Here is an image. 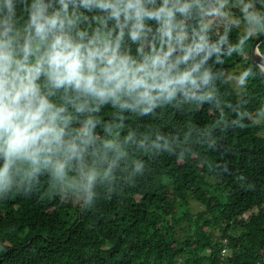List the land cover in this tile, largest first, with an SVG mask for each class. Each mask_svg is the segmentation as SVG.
Masks as SVG:
<instances>
[{"label":"clouds","instance_id":"clouds-1","mask_svg":"<svg viewBox=\"0 0 264 264\" xmlns=\"http://www.w3.org/2000/svg\"><path fill=\"white\" fill-rule=\"evenodd\" d=\"M258 3L0 0V191L18 194L41 176L55 178L82 191L91 207L101 186L113 193L120 180L134 185L145 174V161L135 153L172 149L158 133L152 140V133L125 132L126 121L213 101L223 120L221 69L206 65L214 55L219 65L234 52L240 55L251 33L247 27L238 31L237 43L223 51L227 34L210 44L208 18L238 8L237 30L252 22L264 29V6ZM256 70L264 75V62ZM257 72L243 68L232 82L245 89ZM246 103L225 104L236 112L237 127H244ZM105 109L112 112L109 118ZM117 170L127 174L118 180Z\"/></svg>","mask_w":264,"mask_h":264},{"label":"trees","instance_id":"trees-1","mask_svg":"<svg viewBox=\"0 0 264 264\" xmlns=\"http://www.w3.org/2000/svg\"><path fill=\"white\" fill-rule=\"evenodd\" d=\"M262 6L259 0L256 7ZM238 31L243 33L231 23L211 26L209 43L227 34L222 48L227 51ZM263 31L249 36L240 55L234 52L223 65L213 64L214 55L206 65L221 69L223 120L213 101L169 106L126 121L125 132L152 133V140L158 133L160 143L166 140L172 149L135 153L145 161V174L134 185L120 180L127 173L117 170L115 192L101 186L91 207L82 191L55 178L41 176L18 194L0 191V264H264V113H257L264 108V75L252 57ZM260 48L264 54V43ZM239 66L257 72L241 95L230 79ZM241 101L248 114L244 127H237L236 112L225 104L238 107ZM77 194L84 196L81 208ZM192 200L204 211L193 213Z\"/></svg>","mask_w":264,"mask_h":264},{"label":"rangeland","instance_id":"rangeland-1","mask_svg":"<svg viewBox=\"0 0 264 264\" xmlns=\"http://www.w3.org/2000/svg\"><path fill=\"white\" fill-rule=\"evenodd\" d=\"M223 11L226 13L225 16L216 17V18H208V20L211 21L210 24H209V27H211V26H222V25H224L226 23L233 24V20H239L240 19V13H239V9L238 8H233V10L224 9ZM249 12H254V9H250L249 8ZM245 27L248 28L249 32L253 36H258L259 33L263 30L261 28L260 24H257L256 22H252L250 25H247V26L245 24L241 23L240 26H239V29L244 31ZM242 69H243V66H239L235 71L232 72V74L233 73H238ZM232 74L230 76L231 81H232ZM234 86L236 87L239 95H241L243 93V89L237 87L235 84H234ZM263 121H264L263 119L260 120L261 123ZM261 134L264 135V129L261 131ZM213 183H218V181L214 180ZM68 198L71 199L70 197H68ZM74 200H75L77 208H81L83 203H84L83 194H77L76 196H74ZM204 209H205V207L200 205L196 200H192L191 211L193 213L204 211ZM185 233H186V231H183V232H181V235H183Z\"/></svg>","mask_w":264,"mask_h":264},{"label":"water","instance_id":"water-1","mask_svg":"<svg viewBox=\"0 0 264 264\" xmlns=\"http://www.w3.org/2000/svg\"><path fill=\"white\" fill-rule=\"evenodd\" d=\"M263 43H264V31L261 34V36L256 40V42L253 46V49H252L253 61L256 64L264 62V54L260 48Z\"/></svg>","mask_w":264,"mask_h":264},{"label":"built area","instance_id":"built-area-1","mask_svg":"<svg viewBox=\"0 0 264 264\" xmlns=\"http://www.w3.org/2000/svg\"><path fill=\"white\" fill-rule=\"evenodd\" d=\"M224 252L226 253V252H227V249H226V250H224Z\"/></svg>","mask_w":264,"mask_h":264}]
</instances>
